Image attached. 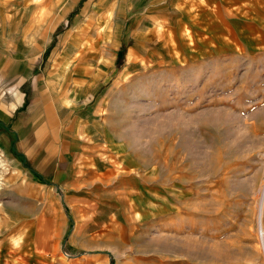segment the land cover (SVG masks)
Returning a JSON list of instances; mask_svg holds the SVG:
<instances>
[{
    "label": "rangeland",
    "instance_id": "374dc122",
    "mask_svg": "<svg viewBox=\"0 0 264 264\" xmlns=\"http://www.w3.org/2000/svg\"><path fill=\"white\" fill-rule=\"evenodd\" d=\"M182 22L183 46L171 30V52L105 97L109 138L145 176L127 216L101 223L92 202L71 216L97 223L57 228L45 187L0 152V264H264V0H197Z\"/></svg>",
    "mask_w": 264,
    "mask_h": 264
},
{
    "label": "crops",
    "instance_id": "0c3cea01",
    "mask_svg": "<svg viewBox=\"0 0 264 264\" xmlns=\"http://www.w3.org/2000/svg\"><path fill=\"white\" fill-rule=\"evenodd\" d=\"M196 1L0 0V152L17 178L45 187L57 228L92 202L109 209L101 223L127 216L144 189L137 162L109 138L105 97L121 74L171 52V30L183 46L182 17Z\"/></svg>",
    "mask_w": 264,
    "mask_h": 264
},
{
    "label": "bare ground",
    "instance_id": "6f19581e",
    "mask_svg": "<svg viewBox=\"0 0 264 264\" xmlns=\"http://www.w3.org/2000/svg\"><path fill=\"white\" fill-rule=\"evenodd\" d=\"M182 162V161H181ZM184 165H185V163H184ZM182 167V169L181 170H183V172H184V168H183V166H181ZM192 173V172H191ZM189 174V173H188ZM186 172H184V174L183 175H185V176H187L188 175ZM264 193V192H263ZM208 229V228H207ZM122 236V235H121Z\"/></svg>",
    "mask_w": 264,
    "mask_h": 264
}]
</instances>
